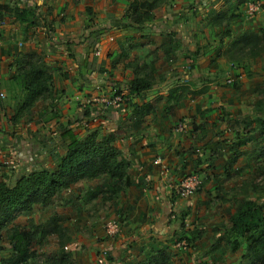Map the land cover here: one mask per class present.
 <instances>
[{
  "label": "rangeland",
  "instance_id": "obj_1",
  "mask_svg": "<svg viewBox=\"0 0 264 264\" xmlns=\"http://www.w3.org/2000/svg\"><path fill=\"white\" fill-rule=\"evenodd\" d=\"M200 1V7L202 4L205 7L195 10L196 0H190V3H184L182 9L178 11L183 14L192 12L187 19V21L191 20L189 25L193 27V31H197L200 35L204 34V39L208 41L207 52L204 53L207 55L203 58V65L206 67L208 60H210L212 64H218L219 70L212 77L207 72L201 73V78L197 83L205 94L203 97H199L200 101L198 102L191 101V99H195L196 91L193 90L191 96L188 94L183 96L178 93L175 81L170 82V78L162 76L155 78V80L167 81V84L164 85L166 96L172 90L173 102L166 109L171 112L174 122L165 121V130H159V133L154 130L152 135L159 136L158 138L163 143L167 140L166 144H169L164 150L167 151V148H170L167 160L170 167L163 158L161 159L168 166L165 174H171L173 179L171 184L179 182L189 174L197 173L202 178L201 186L189 196L175 195L172 189V193L166 201L168 212H162V208H159L157 221L155 217L151 221V223L156 224L164 216L165 218L160 224L162 232L152 233L151 238L148 237L147 240L144 237L148 232L147 230L151 229L152 231V228L147 226L145 230L143 224H138L124 209L116 212L106 209L104 213L92 214L90 219H86L85 228L79 227L80 231L83 232L79 231V235H76L71 231L73 224L65 225L66 220L64 218L68 214V209L65 207L68 206L67 203H59L58 201L47 205L36 204L32 209L18 213L10 227L18 225L30 228L35 224H45L49 226L48 229L50 230L52 228L50 227L51 220L57 218V221L66 228L69 238L65 248L72 253L75 264H152L154 257L163 250L170 256L172 264H254L250 259V251L255 242L254 237L247 238V236L237 235L232 229L231 220L238 205L246 200H252L264 211V50L252 56L249 49L242 51L241 45H237L235 40L243 33L264 30V17H262L264 16V0ZM40 2L42 3L39 6L46 8L47 0H40ZM177 4L178 0H167L158 8L160 10L158 17L166 15L163 20L168 23L169 16L177 12V8H173ZM129 5L130 2L127 0H117L116 7L122 8L121 23L118 22V30L125 27L124 24L128 22L126 12L129 11ZM30 6L37 7L35 3ZM164 11H166L165 14H163ZM217 11L224 12L226 17L223 18L219 26H213L209 24L210 18L205 14L208 13L209 16V12L216 14ZM31 14L34 17L29 16L28 19L33 22V18H35L37 21L38 15ZM177 15L174 21L176 25L183 18L180 14ZM83 19L88 21L86 24L82 21L83 28H88L95 22L92 11L86 12L80 18V20ZM39 23L41 26L44 25L42 20H39ZM162 24L165 23L157 21L151 25H144V27L152 29L154 25L162 26ZM102 27L108 31L112 28L96 25L93 30H101ZM105 36H107L106 33ZM197 38L200 39V36ZM79 39H84L85 42L87 36H81ZM148 39L149 42H153L152 45L155 40H158L153 36H149ZM216 42H223L225 48H214ZM91 44L94 46L96 42ZM188 46L186 57L181 60L186 62L185 69L187 66V69L194 67V58L201 56L203 50V47L198 45H191V47L188 43ZM212 46L213 48H211ZM168 57L167 63L163 66L164 69L171 66L176 59L173 55ZM19 59L20 56L17 59L18 64ZM49 70L51 71V69ZM213 85L214 87L210 88ZM120 86L111 85L108 93H113L119 89L123 90ZM209 89L214 91L212 95ZM187 90L191 91L190 88ZM207 92L208 94H206ZM24 94L11 98L5 94L4 97L0 98L2 100L0 104L2 106L10 105L13 107V112L14 110L16 112L18 103L22 101ZM59 99H61L60 96H52V94L39 98L29 109H24V113L19 117L20 122L36 121L55 116V112L53 113L55 115H51L50 112L54 111V104ZM160 100L163 103L166 102L164 98H160ZM190 102H194L192 103L193 107L198 106L197 115H193L187 107ZM175 105L178 109L185 107L188 109L184 112L185 115L176 121ZM79 106H83V104H79ZM87 108L91 113L90 107L87 106ZM13 115L9 119L18 122L19 120L14 121ZM57 115H61V112ZM5 116L8 119L7 115ZM183 119L186 122V129L179 131L177 126ZM78 120L79 117H75L71 119V122ZM115 129L111 131L104 125L103 127L96 126L91 131L98 130L100 137L114 133L117 141L121 142L123 135L121 125ZM156 140L158 141V139ZM171 144L176 145L172 146ZM180 144H183L182 147L179 146ZM153 146L156 147L157 145L153 144ZM186 150H190V157L192 158L184 161ZM181 153L184 154V157ZM181 156L182 161H178ZM158 158L159 156L156 159ZM180 162L184 163L179 165ZM0 163L6 171H9V173L3 174H7V180H0L15 185L23 175L17 169L18 163L11 158H8L6 163L2 156H0ZM55 164H48V168L53 169ZM151 171L158 174L159 169H152ZM160 173L155 184L158 190L162 187L159 183L161 176L166 178L165 174L161 173L160 175ZM3 175L1 173L0 177ZM10 178L11 180H9ZM153 187L150 185V188ZM107 192L110 193L106 190L104 194ZM102 214L106 215L103 217ZM77 215L79 214L77 213ZM94 218L98 219V221L95 220L98 226L95 225V228H90L88 220L93 221ZM109 219H117L120 222L121 230L115 238H110L107 235L105 225ZM76 220L72 219L70 222L74 223ZM94 231L98 233L96 237ZM3 234L0 264H3L14 254V250L6 243V229L3 230ZM119 236L124 241H120ZM92 242L95 244L92 245ZM110 242L113 245H118L120 250L118 254L115 251L111 252ZM30 249L35 252V255L29 259L28 264H48L51 262V258L60 251L59 237L55 232L51 231L43 235L39 230ZM104 250H108V252L105 253Z\"/></svg>",
  "mask_w": 264,
  "mask_h": 264
},
{
  "label": "crops",
  "instance_id": "obj_2",
  "mask_svg": "<svg viewBox=\"0 0 264 264\" xmlns=\"http://www.w3.org/2000/svg\"><path fill=\"white\" fill-rule=\"evenodd\" d=\"M196 2L195 10L205 7L203 4L200 7V0H196ZM34 3L36 8L30 6ZM41 3L40 0H0V6L7 5L11 9L19 6L24 11L21 18L11 9L0 8V37L2 40L0 45V86L10 98L23 95L24 89L17 75L19 65L17 59L25 53L38 52L53 74L49 95L60 96L61 99L54 104V111L50 112L51 115L56 114L55 116L24 122L11 121L12 119L10 120L9 117L12 118L15 110L13 112V107L10 105L2 106L0 104V151L17 162L19 173L25 174L31 169L48 168V164H55L57 157L66 154L68 144L66 130L69 129L79 138H84L96 126L103 127L105 125L112 131L121 125L123 135L121 142L117 141V145L126 152L131 160L129 169L131 184L118 194L114 195L113 192L104 194V191L113 182L111 178L104 175L94 179H83L71 187L59 191L53 202L67 203L68 206L65 207L68 209V214L64 218L65 225L73 224L71 231L76 235H79V227L85 228L86 219H90L92 214L104 213L106 209L115 212L124 209L138 224H143L145 230L147 226L152 228V231L151 229L147 230L144 237L147 240L148 237L151 238L152 233L162 232L160 224L165 217L163 216L156 224L151 221L154 219L153 217L157 221L159 208H162V212H168L166 201L172 193L170 184L173 181L171 174H167L166 178L162 176L160 178L161 189L158 190L155 185L160 173V166L154 161L159 156L168 165L170 148L165 151L164 149L169 145L166 144L167 140L163 143L158 138L159 136L152 134L154 130H157L158 133L159 130H165V121L174 122L171 112L166 109L173 102L172 90L166 96L164 85L167 84V81H159L161 79L155 80V78L162 76L170 78V82L175 81L178 93L183 96L187 94L191 96L192 92L196 91L195 99H191V101L198 102L200 101L199 97H203L205 94L197 83L201 78V73L207 72L212 77L219 70L218 64H212L210 60L206 67L203 65V58L207 55L204 53L207 52L208 41L204 39V34H198L189 25L191 20L187 21V19L192 12L183 14L178 11L182 9L184 3H190V0H178V4L173 6V8H177V12L169 16L168 23L163 20L166 15L158 17L160 10L157 9L155 11L156 18L147 22L150 24H145L151 25L162 21L165 23L162 26L154 25V28L151 29L144 25H127L119 30L117 26H119L118 22H121L122 8L116 7L117 0H47L46 8L40 7ZM88 11H92L95 22L93 25H89L90 27L83 28L82 21L86 24L87 20H80V18ZM123 11L125 10L123 9ZM31 13L38 15L37 21L35 18H33V22L28 19L29 16H32ZM165 13L166 11L163 12V14ZM202 13L204 15V12ZM177 14L183 16L178 25L174 24ZM205 15L210 18L209 24L219 26L211 20L215 14L209 12V16L208 13ZM39 20L43 21V26L40 25ZM96 25L112 28L108 31L102 27L101 30L95 31L93 28ZM195 35L200 36V39ZM81 36H87L85 42L84 39H79ZM149 36L156 37L158 40H155L152 45L153 42L148 41ZM95 42L96 44L93 46L91 43ZM188 43L190 46L203 47V50L201 56L194 58V67L187 69V66L185 69L186 62L181 60L186 57ZM214 48L224 49L225 44L216 42ZM169 55H173L176 59L171 66L164 69L163 66L167 63L166 59L169 58ZM137 77H152L156 85L130 95L132 101L124 102L119 107L104 109L98 103L89 102L93 96L102 93V91L108 93L111 85H121L120 87L126 91L132 80ZM212 87L214 85L210 88ZM189 88L191 91L187 90ZM209 91L212 92L211 95L214 92L212 89ZM160 98L166 99V102L163 103ZM0 101L2 100L0 99ZM147 102L154 105V110L135 115L134 104ZM192 103L194 102H190V105L186 106L189 107L193 115H197L199 108L198 106L193 107ZM79 104H83V106H79ZM176 105L177 119L175 121L181 119L185 115L184 112L188 111L187 107L178 109ZM87 106L90 107L91 113ZM54 112L55 114H53ZM60 112L61 115H57ZM75 117H79V120L71 122V119ZM188 118L191 120L190 117ZM153 144L157 146L154 147ZM182 145L179 146L182 147ZM181 155L184 157L183 153ZM182 156L178 161H182ZM185 157L184 161L192 158L190 150H186ZM182 163L184 162H180L179 165ZM0 168V174L9 173L3 168L2 163H0ZM152 169H159L158 174L151 171ZM6 175L0 179L7 180ZM150 185L154 187L150 188ZM105 215L102 214L103 217ZM70 217L71 219H69ZM72 219L77 220L72 223L70 222ZM95 220V218L93 221L88 220L90 228H95L97 225ZM94 232L96 237L98 233ZM119 240L124 241L120 236ZM110 245L111 252L115 251L118 254L120 251L118 245L115 244V246L111 242Z\"/></svg>",
  "mask_w": 264,
  "mask_h": 264
},
{
  "label": "trees",
  "instance_id": "obj_3",
  "mask_svg": "<svg viewBox=\"0 0 264 264\" xmlns=\"http://www.w3.org/2000/svg\"><path fill=\"white\" fill-rule=\"evenodd\" d=\"M130 2L129 11L126 12L128 22L124 24L143 26L155 19V11L167 2V0H127ZM11 9L9 6L0 8ZM22 18L24 11L21 7L12 8ZM226 17L224 12H219L212 17L215 25L221 24ZM121 23V22H120ZM241 45V50L249 49L252 56L264 50V30L243 33L235 40ZM17 75L24 89V96L18 103L14 121L29 109L35 101L41 97L49 96L53 80L52 71L43 61L38 52L25 53L19 59ZM156 85L151 78H135L128 86L130 95L152 88ZM118 92H123L118 90ZM152 103L134 104V113L145 114L152 112ZM68 144L66 154L56 158L53 169H31L23 174L15 185L0 180V249L1 239H4L3 230L6 229V243L14 250V254L3 264H28L29 259L35 255L30 249L34 238L39 233L43 235L55 232L59 237V253L51 258L48 264H75L72 253L66 250L68 235L65 226L54 218L49 226L35 224L30 228L10 224L18 213L32 209L36 204L47 205L54 201L55 195L83 179H94L108 176L112 184L107 188L110 193H120L131 184L129 169L131 160L126 152L116 142V134L110 133L100 137L98 130L90 131L84 138H79L71 130H66ZM232 229L237 235L254 237V247L250 251V259L254 264H264V211L252 200L241 202L232 216ZM5 245V244H4ZM166 251L159 252L152 264H172Z\"/></svg>",
  "mask_w": 264,
  "mask_h": 264
},
{
  "label": "built area",
  "instance_id": "obj_4",
  "mask_svg": "<svg viewBox=\"0 0 264 264\" xmlns=\"http://www.w3.org/2000/svg\"><path fill=\"white\" fill-rule=\"evenodd\" d=\"M1 44V40H0ZM123 92L114 91L113 93L103 92L93 96L89 102H94L100 104V106L104 109L111 108V107H119L121 106L125 100L129 99V91L128 89L122 90ZM5 96V92L2 90L0 86V98ZM177 129L182 131L186 129V122L185 119L182 122H179ZM0 156L3 157L4 162H8V157L5 153L0 151ZM155 164L160 166L161 173L165 174L166 170H168V166L162 162V159L159 157L154 161ZM167 175V174H165ZM202 184V178L197 174H189L186 177L182 178L179 182L175 184H170V187L173 189V194L180 195V196H189L193 194ZM107 235L110 238H115L120 233V222L117 219H109L105 225ZM105 253L108 250H104Z\"/></svg>",
  "mask_w": 264,
  "mask_h": 264
}]
</instances>
